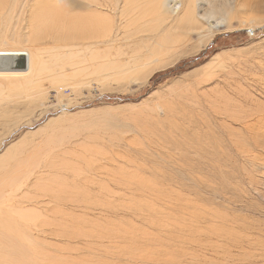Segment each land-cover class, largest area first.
Returning a JSON list of instances; mask_svg holds the SVG:
<instances>
[{"label": "rangeland", "instance_id": "374dc122", "mask_svg": "<svg viewBox=\"0 0 264 264\" xmlns=\"http://www.w3.org/2000/svg\"><path fill=\"white\" fill-rule=\"evenodd\" d=\"M33 1L0 0V56L28 62L0 69V204L33 210L0 218L18 219L13 237L48 251L71 241L85 264H264V0H227L226 21L204 31L126 16L91 53L49 13L55 0ZM96 230L105 241L88 240Z\"/></svg>", "mask_w": 264, "mask_h": 264}, {"label": "bare ground", "instance_id": "6f19581e", "mask_svg": "<svg viewBox=\"0 0 264 264\" xmlns=\"http://www.w3.org/2000/svg\"><path fill=\"white\" fill-rule=\"evenodd\" d=\"M32 1L33 0H28V4L31 3ZM121 2H124V3L122 4ZM194 2H196V3H194ZM229 2H227V0H191L190 3H189L191 5L189 6L188 3H187V0H149V2L147 4H145V5L137 2L136 0H116L115 2H112L113 3V11H114V13H113L110 9H108L106 7L107 6L106 3L103 2L102 0H63V1L62 0H55V2L50 3L48 5V11H49V13H52L55 16H62L63 17L65 15H67L68 17L66 18V20L71 25L72 30L73 31H78L79 33H83L81 35H84V36H82L84 38L86 36L87 43H85V44H83V46H81L82 47V52H84V53H91V52H93L94 50L97 49V46L98 45H105L106 43L109 42L110 38L113 37V38L116 39V37H118L121 34V32H119V31H121V29L125 26V25H122V23H123L122 19L124 17H126V16H128V22H127V24L129 26L135 25V24H141V23L142 24H145V25H149V24H152V23H155L156 22V24L153 25L152 28L157 29V30H159V29L173 30V29H179V28H184V27H187L188 29L190 28V30H191V28L194 27V28H198V30L204 31V30H210L211 29L213 21H219V23H221L222 21L220 22V20L226 19L227 12L230 11V9L228 10V7H227ZM26 5H27V3L23 6V8H26ZM74 11H79V13L77 15H74V14H72V12H74ZM70 13H71L72 16H70ZM147 16H148V18L151 17L152 19L151 20H148L147 19V20H144L143 22H140V20L145 19ZM115 17H118V19L115 20ZM225 21L226 20H224L223 22H225ZM92 33H94L95 35L98 34L97 37L94 36L96 38H93V35L91 36ZM102 33H103V35H101ZM125 36L128 38V35H125ZM168 37H170V36H168ZM146 39H144L143 41H141V43L145 44ZM148 41H149V39H148ZM162 46H164V45H162ZM110 47H112V46H110ZM134 57L140 58L141 55H140V53H136L134 55ZM150 57L151 56H149V58ZM91 59H92V57H89V59H87V61L85 63H87ZM86 65H88V64H86ZM86 65L83 66L82 68L84 70H86L87 72H91V71L94 70L93 67L86 66ZM98 67H99L98 69H101L103 67V65L102 64H99ZM250 117H252V116H250ZM244 119L243 120H242V118L234 119V122L243 123L244 122ZM163 120L164 121H167L168 120V116L164 115L163 116ZM260 120H261V118L258 119V122ZM262 122H264V121H262ZM249 123H250V121H248V124ZM257 124H261V123H257ZM224 125H225V127H228L229 126L226 123H224ZM230 128H231V126H230ZM257 128L259 129L260 127H256V129ZM256 129H255V132H257ZM258 134H259V132H258ZM258 134H256V135L258 136ZM8 150H9V153L10 152H15V151L18 150V147L14 145V146L10 147ZM136 178H137V176H136ZM139 178H141V177H139ZM41 179H42V176L39 177V180H38L40 182V184L43 183V181H40ZM43 180H44V178H43ZM143 180H142V182H143ZM19 186L21 188H18V192H19L20 189L23 188V186H26V184L24 185L23 183H20ZM25 188H27V187H25ZM16 192H17V189H16V191L11 192V193L12 194L14 193V195H15ZM11 196H13V195H11ZM14 199H16V198H14ZM6 200H7V198H6ZM6 200L4 201V200H1L0 199V203L7 202ZM20 200H22V199H20ZM11 202H12V200L9 203H11ZM4 207H5V204H0V218L1 217H3V218L4 217H7L11 213H15L16 216L22 217L21 215H23V213H27L26 211L30 210V209H28L26 211L25 210L24 211H21V209H20V210L17 211L16 208H15V210H12L11 209V206H8L6 209ZM32 212H33V210L32 211L30 210V213H32ZM29 217H31V216H29ZM13 219H15V218H13ZM25 219L27 220V218H25ZM62 219L63 218H61V220ZM17 220L18 219L11 221V219H10V221H8V222H0V264H83L84 263V260H83L84 254L82 256L78 254L79 256L82 257V259H81V257L79 258L78 256H76L77 254L75 253V250H76L75 247H77V245L76 246L75 245H71V243H70L71 241L69 243H65V245L62 246L61 243H58V245H54V244H57V243H54L53 244L54 241L51 243V242H48L47 239H46L47 241L44 240V241L50 243V244L46 243V245L47 244L49 246L51 245V249L52 250H53V247H54L55 252H52V251H50L51 249H49V251H48V249L46 250L45 247H44V245L40 246L39 244H36L35 242L28 243V242H26V240H22V238H21L22 236L20 237L19 235H17V237H13V235H14L13 233L14 232L12 233L11 230H12V226L14 224H16V221ZM65 220L66 219H64V221ZM74 221H75V218H74ZM70 222L67 221V224L68 223L70 224ZM64 223H66V221ZM40 224H42V223H40ZM60 224L64 225L61 221H59V225ZM71 224H72V222H71ZM76 225H77V227H78V225L80 227H82L81 224H76ZM41 226L42 225H40V227ZM54 226L56 228V225H54ZM64 226H66V228L68 229V226L69 225L68 226L67 225H64ZM44 227H45V224H44ZM38 228H39V226L37 227V229ZM42 228H43V226H42ZM55 228H54V231L56 230L58 232L56 233V231H55L54 232V233H56L55 235H54V233H52L53 236L56 237V235H57V238H58V236L59 237L61 236V239H62V237L63 238L65 237L64 238L65 241H66L67 238L69 239L72 236H74V231H77V230H73V229L71 231H68L70 229L67 230L65 228V233H66V231H68V234H67L68 236H67V235H64L65 233H64V231H62L64 229H62V230L60 229V235H58V233H59L58 225H57L58 230L55 229ZM60 228H62V226ZM35 229H36V227H35ZM125 229H124V231H125ZM26 230H27V233H30V232H28L29 229H26ZM26 230H25V232H26ZM39 230H41V229H39ZM87 230H89V229H86L85 231H87ZM51 231H53V229ZM89 231H88V233H90L89 235H90V237H92L91 239H88L89 237H87V239L89 241L92 240L94 242L100 236L102 237V238L100 237L102 240L104 238H106L103 235H100L101 231H98V230L91 231V232H89ZM129 231H131V230L128 229V231H125L122 235H119L118 234L119 236H121L120 239L121 238H124L126 240L132 239L131 236H130ZM15 232H17V231H15ZM49 232L47 231V233H49ZM62 232L64 234L61 235ZM82 232H84V231L82 230ZM108 232L109 233H112V235L113 234L115 235V232H112V231H108ZM38 233H39V231H38ZM79 233H81V229H80V232ZM20 234H21V232H20ZM86 234H87V232H86ZM136 234H137V232H136ZM28 235H30V234H28ZM76 235L78 236V238H80V237L82 238V236L79 237L78 234H76ZM81 235H84V233L81 234ZM18 236L20 238H18ZM140 236H142V235H140ZM147 236H149V235H147ZM32 237H33V233H32ZM35 237L36 238H39L37 236H34L33 239H36ZM44 237H46V236H44ZM111 237H112V239L110 237H109L110 239H108L110 242H112L113 241V238H114L113 236H111ZM30 238L28 240H30ZM72 238H71L72 241L73 240L79 241V240H77V237H76V239H74V237H72ZM83 238H84V236H83ZM100 238H99V240H101ZM134 238L136 239V236L133 235V239L132 240H135ZM64 239H63V241H64ZM68 239H67V241H68ZM126 240H122V241L125 242ZM150 240H152V239H150ZM38 241H40V240H38ZM103 241H105V240H103ZM129 242H130V240H129ZM135 242L138 243L140 241L138 240V241H135ZM91 244H93V243L92 242L91 243L89 242L86 246H91ZM97 244L98 243H96V245ZM117 244H119V243L117 242ZM131 244H132V242H131ZM141 244H142V242H141ZM73 246H75V247H73ZM92 246H95V245L93 244ZM145 246H146V243H145ZM28 247H29V249H28ZM55 247L56 248L58 247V248H61V249L62 248H66L65 250H67V251H65L62 254H60V253H57V249ZM120 247H121V245H120ZM138 247L140 248V246H138ZM147 247H148V245H147ZM72 248H74V249H72ZM68 249H72V250H68ZM90 249H92V248H90ZM128 249H130V248L128 247ZM137 251L139 252L138 253L139 256H142L143 257V254H144L143 251L141 249H138V248H137ZM81 252H83V251H81ZM93 252L94 251L92 250V253ZM145 255L147 256L148 253L146 252ZM88 256H89V254H88ZM86 260L87 259H85V261ZM94 260H97V259H94ZM91 263L93 264V262H91ZM97 263H99V262L97 261ZM120 263L121 262H119V263H112V264H120ZM89 264H90V262H89ZM102 264H104V263H102Z\"/></svg>", "mask_w": 264, "mask_h": 264}, {"label": "water", "instance_id": "95a60500", "mask_svg": "<svg viewBox=\"0 0 264 264\" xmlns=\"http://www.w3.org/2000/svg\"><path fill=\"white\" fill-rule=\"evenodd\" d=\"M250 34H254V30H249ZM28 66L26 55H3L0 56L1 70H25Z\"/></svg>", "mask_w": 264, "mask_h": 264}, {"label": "trees", "instance_id": "16d2710c", "mask_svg": "<svg viewBox=\"0 0 264 264\" xmlns=\"http://www.w3.org/2000/svg\"><path fill=\"white\" fill-rule=\"evenodd\" d=\"M221 39V37L219 38V40ZM223 39V38H222ZM214 45V44H213ZM213 45H210V47L206 50V52H205V54H207L208 52H209V50L213 47ZM201 57H198V58H196L197 60L198 59H200ZM186 63H189V61H186V62H184V64L183 65H185ZM179 68L178 69H180L181 68V65L180 66H178ZM171 71V70H170Z\"/></svg>", "mask_w": 264, "mask_h": 264}]
</instances>
